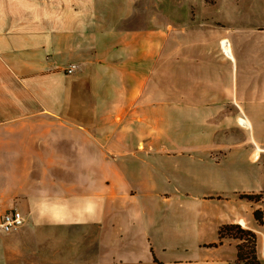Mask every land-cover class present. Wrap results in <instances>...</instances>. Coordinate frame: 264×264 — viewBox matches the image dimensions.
Returning a JSON list of instances; mask_svg holds the SVG:
<instances>
[{
  "label": "crops",
  "instance_id": "1",
  "mask_svg": "<svg viewBox=\"0 0 264 264\" xmlns=\"http://www.w3.org/2000/svg\"><path fill=\"white\" fill-rule=\"evenodd\" d=\"M143 1L0 0V264H242L210 245L264 228V26Z\"/></svg>",
  "mask_w": 264,
  "mask_h": 264
},
{
  "label": "rangeland",
  "instance_id": "2",
  "mask_svg": "<svg viewBox=\"0 0 264 264\" xmlns=\"http://www.w3.org/2000/svg\"><path fill=\"white\" fill-rule=\"evenodd\" d=\"M156 1L159 2L160 5L164 6H173L175 10L177 11V14L180 16L185 17L186 14H188L190 19H193L195 21H209L211 23H218V24H227V23H245L246 25H255L260 24L264 26V0H155L154 6H156ZM149 4V0L143 1V6H147ZM133 9L136 8V6H132ZM151 8V5H150ZM236 112L242 117L240 119L246 120L248 123L252 119V109H241L239 107H236ZM249 119V121H248ZM250 124V123H249ZM251 126V125H250ZM240 128H242L239 125ZM245 131L250 132L249 128H243ZM253 174L256 177L257 180V186H258V192L255 194H250L253 196H261V200L263 202L264 198V167L259 166L255 171H253ZM249 186V184H248ZM244 190H253L254 187H246L243 188ZM247 194V193H244ZM258 201V202H260ZM256 202V201H252ZM202 206L200 204H197L196 206V226L199 223V214L201 212ZM256 211H259L256 209L253 212V217H247L245 216V221L247 222V225L252 228V225L255 227H258V231L254 230H246L251 232L255 237V254L257 258V246H260L261 251L264 250V228L262 227V224L258 222V220H255L254 213ZM262 214V221H263V211H260ZM243 220V219H240ZM239 220V221H240ZM238 221V227L239 226ZM244 221V220H243ZM191 224L193 225V221L191 220ZM245 224V223H244ZM235 226V225H232ZM241 228V227H240ZM245 230L244 228H241ZM236 233V232H234ZM204 237L209 238L208 235L204 234ZM225 236L224 238H226ZM231 238V237H228ZM219 243H216L215 247L218 246ZM214 247V246H213ZM250 251V244L246 243L245 247V253H249ZM225 256H230V251L225 250L224 252ZM259 264L260 261L257 258Z\"/></svg>",
  "mask_w": 264,
  "mask_h": 264
},
{
  "label": "trees",
  "instance_id": "3",
  "mask_svg": "<svg viewBox=\"0 0 264 264\" xmlns=\"http://www.w3.org/2000/svg\"><path fill=\"white\" fill-rule=\"evenodd\" d=\"M240 198L241 199H247L249 201H256V202L261 200V196H253V195H242V196H240ZM254 216L260 224H263L262 214L260 211H256L254 213ZM234 232H236V233H234ZM225 236L241 240L242 243L238 246V260L242 264H259V262L256 258L255 249H254L255 237L251 232L243 230L238 226H228V227L224 228L222 231H220V233H219V238H220L219 244L222 243V239ZM246 243L250 244L249 253H245ZM215 245L216 244H213L210 246L212 247Z\"/></svg>",
  "mask_w": 264,
  "mask_h": 264
},
{
  "label": "built area",
  "instance_id": "4",
  "mask_svg": "<svg viewBox=\"0 0 264 264\" xmlns=\"http://www.w3.org/2000/svg\"><path fill=\"white\" fill-rule=\"evenodd\" d=\"M75 69H76V66L75 65H71L66 70V73L68 75H71L74 72ZM243 128H248V127H243ZM105 153L108 156H112V153L110 151L106 150ZM104 174L108 178L113 176V173L110 170H108V169L104 170ZM27 221H28V214L25 211H17V210H15V211H12V212H8V213L4 214L3 217L0 220V231L2 233H5V234L14 232V231L20 229L21 227H23L27 223ZM239 226L241 228L245 227L243 220L239 221Z\"/></svg>",
  "mask_w": 264,
  "mask_h": 264
},
{
  "label": "bare ground",
  "instance_id": "5",
  "mask_svg": "<svg viewBox=\"0 0 264 264\" xmlns=\"http://www.w3.org/2000/svg\"><path fill=\"white\" fill-rule=\"evenodd\" d=\"M227 50H229L228 46L227 45H224L223 46V51L228 55L229 54V51H227ZM238 123H239V125L241 127H250L249 123L246 120L240 119L238 121ZM179 128H181V127H179Z\"/></svg>",
  "mask_w": 264,
  "mask_h": 264
}]
</instances>
